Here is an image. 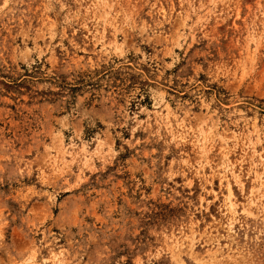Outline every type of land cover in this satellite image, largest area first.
Here are the masks:
<instances>
[{
	"label": "rangeland",
	"instance_id": "1",
	"mask_svg": "<svg viewBox=\"0 0 264 264\" xmlns=\"http://www.w3.org/2000/svg\"><path fill=\"white\" fill-rule=\"evenodd\" d=\"M108 2L0 0V264H264V0Z\"/></svg>",
	"mask_w": 264,
	"mask_h": 264
},
{
	"label": "bare ground",
	"instance_id": "2",
	"mask_svg": "<svg viewBox=\"0 0 264 264\" xmlns=\"http://www.w3.org/2000/svg\"><path fill=\"white\" fill-rule=\"evenodd\" d=\"M89 1H90L89 4L93 5V7H95L96 9H101V8L105 9L109 3L108 0H89ZM239 208H240L239 203L237 202L235 195L230 188L228 191L227 197L224 199V207L220 211V214H221V216H225V215L228 216L229 215V218H230L231 222L233 223L237 219V216L239 215V211H240ZM195 227L197 228V226H195ZM195 227L193 226L194 230H195ZM209 227L210 226H208L207 229H209ZM214 231H215L214 229L210 230L207 235L213 234Z\"/></svg>",
	"mask_w": 264,
	"mask_h": 264
}]
</instances>
